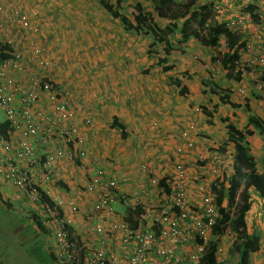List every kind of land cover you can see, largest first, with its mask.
<instances>
[{
	"label": "crops",
	"instance_id": "1",
	"mask_svg": "<svg viewBox=\"0 0 264 264\" xmlns=\"http://www.w3.org/2000/svg\"><path fill=\"white\" fill-rule=\"evenodd\" d=\"M0 1L15 2L22 5L24 10L36 11L35 16L27 13L36 32L16 29L13 31L14 38L20 40L21 46L29 47L28 42L40 46L42 53L48 56L49 64L37 69V72L41 76L51 77L68 91L69 106L75 113L73 122L79 127L86 151L84 157L74 164L64 159L56 160L60 182L55 185L53 194L63 201L73 200L78 205L77 213L66 209L63 214L70 220L72 236L84 246L103 245L107 249L111 246L105 234L93 235L89 239L90 235L83 230L84 225H93V221L85 216L95 197V193L85 189L90 176L102 171L106 177L114 179L119 194L129 197L139 194L138 198L145 201L147 196L138 191L146 186L148 179L152 177L156 182H168L175 167L181 165L188 199L193 205L196 202L193 184H196L197 178L204 177L212 182L216 178L221 179L223 174L228 179L231 173L232 146L220 148L226 139L223 119L228 118L240 129L243 128L239 127L237 121L247 127L248 114H254L264 121L263 94L256 100L257 94L249 92L250 98L245 96L244 101L230 94V101L239 104L237 108L221 103L216 95L208 93L204 87L205 69L209 70L214 62L208 56L199 65L186 53L187 50L180 58L169 55L164 65L172 64L173 68L164 71L156 64L157 58L164 55L159 52L148 54L151 41L141 38L147 36L126 29L101 7L99 0ZM211 1L213 5L227 7L224 18H241L242 21L243 17L242 27L245 22L251 24L249 15L243 11L247 0ZM259 8L257 11L264 19V4ZM93 12H98L99 17ZM102 14L103 17H100ZM250 24L245 25V31L241 34L243 39L253 35L252 30L258 33L257 36L264 35V21ZM176 33L175 36L179 35ZM180 38L178 36L177 40ZM188 41L192 42L193 38L180 44ZM188 50L192 51L191 48ZM223 75L222 80H225ZM25 76L20 74L21 79ZM250 82L247 78L245 86H250ZM224 85L230 90L239 86L231 78ZM201 106L209 111L216 107V111L209 116L202 112ZM194 110H200L199 114ZM220 110L223 113L216 118L214 115ZM243 110L244 115L240 116ZM215 119L223 125L225 133L217 140H211L209 137L212 136ZM116 122L123 125L122 130L115 125ZM253 131L247 137L249 153L256 162L257 171L264 173V134L255 129ZM187 142H190V146ZM143 166L146 167L145 171ZM248 193L252 200L247 214L248 230L262 238L263 199L252 189ZM1 195L8 204L11 197L18 203L26 201L6 182L0 184ZM26 204L29 206L28 220L48 240L46 247L49 258L53 247L52 232L41 222L42 210L29 201ZM113 210L123 215L127 209L116 202ZM107 219L105 214L99 218L105 226ZM223 244L225 250L230 246L228 241ZM186 249L190 250L191 246L188 245ZM255 254L249 264H261L260 255Z\"/></svg>",
	"mask_w": 264,
	"mask_h": 264
},
{
	"label": "built area",
	"instance_id": "2",
	"mask_svg": "<svg viewBox=\"0 0 264 264\" xmlns=\"http://www.w3.org/2000/svg\"><path fill=\"white\" fill-rule=\"evenodd\" d=\"M261 4L264 2L257 10ZM214 7L219 11L220 6ZM28 12L36 15L33 9L27 11L15 2L0 1V108L5 115L3 122L7 124L5 133L0 132V184H11L26 201L42 210L41 222L52 232L55 262L197 264L208 242L213 240L218 245L215 264H228L223 243L231 244L234 234L224 224L217 228L220 217L211 183L198 180L193 184L196 202L190 204L181 165L175 167L168 182H156L150 177L138 191L147 196L145 201L138 198L139 194L132 197L119 194L114 179L102 171L90 176L85 189L95 193V197L85 216L93 225H84L83 230L90 235L89 239L105 234L111 246L109 249L103 245L84 246L72 236L70 220L63 213L67 209L75 214L79 208L73 200L63 201L54 196L55 185L60 182L55 162L64 159L74 164L81 160L86 151L84 139L73 122L75 113L69 106L68 91L51 77L37 72L49 64L48 56L40 46L32 42H28L29 47L21 46L20 40L14 38L16 29L36 32ZM258 17L264 21L259 12ZM221 20L231 30L235 24L239 26L237 19ZM245 42L235 63L241 72L239 80L248 77L245 73L252 74L255 88L264 91V52L251 54ZM20 74H26L25 78L21 79ZM116 202L132 213L140 206L139 215L134 217L135 227L124 220L125 214L119 215L113 210ZM102 214L108 218L106 226L99 220ZM188 245L190 250L186 249ZM254 253L260 255V262L264 264V237L260 238Z\"/></svg>",
	"mask_w": 264,
	"mask_h": 264
},
{
	"label": "trees",
	"instance_id": "3",
	"mask_svg": "<svg viewBox=\"0 0 264 264\" xmlns=\"http://www.w3.org/2000/svg\"><path fill=\"white\" fill-rule=\"evenodd\" d=\"M205 1L207 2L186 0L181 6L174 7L170 0H150V13L144 12L138 4L139 6L136 7H139V10L131 11V17L120 11L122 0H99V3L126 29H132L150 38L148 54L158 53L155 45L162 44L164 56L158 57L156 64L160 65L164 71L173 68L172 64L164 65V63L173 50L172 38L178 30L179 37L181 36L177 40L179 44L193 38L199 40L200 44L207 48L221 50L222 46V50L218 51L219 56H213L211 61L218 63L225 70L226 80L231 77L239 80L241 72L235 63L239 60L240 49L245 47V39L242 38L240 31L231 30L221 19L215 17L211 0ZM262 2L264 0H249L245 3L243 11L254 22L259 19L257 9ZM156 20H165V23L159 25ZM204 83L209 93L216 95L221 103L231 108L239 107V104L230 101L229 90L209 79H206ZM245 106L248 108V104ZM215 108L209 111L205 106H201L202 112L209 116L216 111ZM223 122L226 128V139L220 148L232 146L233 153L229 178L227 179V175L223 174L221 179L213 180L210 186L215 193V204L220 217L217 221V228L224 224L234 234L232 243L227 248L228 254L235 259L234 264H249L250 255L258 246L260 237L248 230L247 214L252 207L248 190L255 191L263 199L264 206V173L256 169V162L249 153L247 137L253 134V129L264 134V121L254 114H248L247 125L251 128L247 126L244 129L230 123L226 117ZM115 125L123 129L121 123L116 122ZM6 128V123H0V132L5 133ZM242 194H244L243 198ZM139 208L140 206H137L135 213L130 210L125 213L124 220L132 227L137 225L134 217L135 214L139 215ZM217 246L216 241L210 240L197 264H215ZM50 257L54 259L52 254Z\"/></svg>",
	"mask_w": 264,
	"mask_h": 264
},
{
	"label": "rangeland",
	"instance_id": "4",
	"mask_svg": "<svg viewBox=\"0 0 264 264\" xmlns=\"http://www.w3.org/2000/svg\"><path fill=\"white\" fill-rule=\"evenodd\" d=\"M202 1L207 2L205 0H202ZM170 2L172 6L177 7V6H181V4L186 2V0H170ZM138 4L141 5L144 12L150 13V10H151L150 0H122V3H121L122 6L120 8V11L123 12L125 15L131 17L132 16L131 11L139 10V7H136V6H139ZM215 5L220 6V4H215ZM213 8L214 9L212 10H213V14L215 15V17L218 19H221V18L224 19V13H226L228 10V9L226 10L227 7L220 6L218 7L219 11H217V8L215 7ZM97 13L93 12L94 15L96 14L95 15L96 17H99V14ZM101 16L103 17V14L100 15V17ZM112 18L117 19L116 17H112ZM232 18L233 17H231V19ZM236 19L239 20V26H236L235 24L234 30L240 31L243 34L245 31V25L250 24V23L245 22L242 27L241 22L242 23L244 22V18L242 17V21H241V18L240 19L236 18ZM156 21L159 25H162L165 23V20L164 21L156 20ZM256 22H262V21L257 20ZM252 24L256 25L255 22L251 20L250 25ZM175 32H178V30ZM251 34L253 35L246 38L247 44L250 46L251 54L255 55V54L263 53L264 52V35L259 34L260 36H257L258 33L257 32L254 33L253 30ZM178 36L179 35H176L174 36L175 37L174 39L172 38L173 39L172 40L173 50L170 53V56L173 55L172 57L175 59L180 58L181 54H183L187 50L186 53L190 55L192 60H194L195 63H198L200 65V63L203 62V60H205L206 57L208 58V56L210 58H212L213 56L218 57L219 56L218 51L222 50V46H221V50L211 49V48L202 46L199 40L197 39H193L192 42L188 41L186 42V44L182 45L177 42ZM253 36H254V39H253ZM141 38L145 39L146 41H148L149 39L150 41V38L148 36L141 37ZM253 40L255 41V43H252ZM221 43L223 44V41ZM155 47L159 53H162V44H156ZM189 48L192 49L191 52H189L188 50ZM209 70L205 69L204 74L206 77H204L203 79H209V81L217 82L218 84H220L221 87L229 90L232 96L233 94H235V97L237 96V98L242 99V101H244L245 96H248L249 92H252V94H257V97H255L256 100H259L262 94L264 95V91H261L255 88L254 86L255 83L251 79L252 74L249 75V73H245L248 76L247 78H249L250 81L252 80V83L250 82L251 83L250 86H245V80H247V78L237 81L235 80L234 77H231V79L235 80V82L239 84V86H236L237 88L230 90L224 85L226 84V79L225 80H222V79H224L223 74L225 73V71L224 69L221 68V66L218 63L216 64L211 63ZM231 74H233V72ZM204 87H205V90L209 93L206 85H204ZM199 111L200 110H194V112L197 114H199ZM222 113L223 112L220 110L219 113L214 116H216L217 118L220 115H222ZM243 115H244V110L240 113V116H243ZM4 120H5V115L0 108V123H2ZM237 124L239 125V127L242 126L241 128L244 129L245 127V125H243L244 123L237 121ZM211 132H212V136L209 137L211 140H217L225 133L224 127L218 121V119H215V124L213 125ZM197 180L206 181L204 177L203 178L199 177L197 178ZM210 183L212 182L210 181ZM1 196L2 197L0 198V264H57L55 260L52 259L50 256L49 258L47 257L46 245H48V240H46L45 235L39 230H37L36 226L33 225V223L28 220L27 216L29 212V206L26 204V201L18 203L17 200L14 201L11 197L10 204L8 205L6 202V198L3 195ZM243 197H244V194H242V198ZM116 206H119V205L116 204ZM258 209H260V207H258ZM227 257H228V264H234L235 259L232 258V255L227 253Z\"/></svg>",
	"mask_w": 264,
	"mask_h": 264
},
{
	"label": "clouds",
	"instance_id": "5",
	"mask_svg": "<svg viewBox=\"0 0 264 264\" xmlns=\"http://www.w3.org/2000/svg\"><path fill=\"white\" fill-rule=\"evenodd\" d=\"M126 212H127V211H126ZM254 251H255V250H254ZM254 251H253V252H254ZM253 252H252L251 255H250V261H251V257H252V255H253Z\"/></svg>",
	"mask_w": 264,
	"mask_h": 264
}]
</instances>
